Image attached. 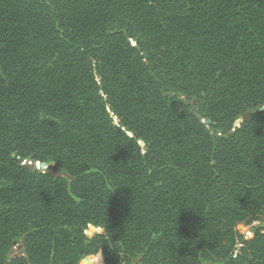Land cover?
<instances>
[{
	"label": "trees",
	"instance_id": "obj_1",
	"mask_svg": "<svg viewBox=\"0 0 264 264\" xmlns=\"http://www.w3.org/2000/svg\"><path fill=\"white\" fill-rule=\"evenodd\" d=\"M261 106L264 0H0V264H264Z\"/></svg>",
	"mask_w": 264,
	"mask_h": 264
},
{
	"label": "water",
	"instance_id": "obj_2",
	"mask_svg": "<svg viewBox=\"0 0 264 264\" xmlns=\"http://www.w3.org/2000/svg\"><path fill=\"white\" fill-rule=\"evenodd\" d=\"M180 101L185 102L184 98H180ZM264 109V106L258 107L257 109H251L249 111H246L245 113L242 114V116L238 119L235 120V123L233 125V130L237 129L238 127H240L241 124H243L251 115L257 113L258 111H262ZM202 123L208 127L209 125V120L205 119L202 120ZM23 164L28 166L31 169H39L40 167H44L45 163L41 162L38 163L36 161H28V160H24ZM47 170H51L55 173H58L59 175H64L65 172L62 168H57L55 166L52 165H48ZM251 237H248L247 239H249ZM85 260L88 262L90 261V258H85Z\"/></svg>",
	"mask_w": 264,
	"mask_h": 264
},
{
	"label": "rangeland",
	"instance_id": "obj_3",
	"mask_svg": "<svg viewBox=\"0 0 264 264\" xmlns=\"http://www.w3.org/2000/svg\"><path fill=\"white\" fill-rule=\"evenodd\" d=\"M132 43H133V42H132ZM180 98H184V99H185L184 96H180L179 99H180ZM237 119H238V118H237ZM234 123H235V121L233 122V125H234ZM139 144H140L141 146L143 145V143H141V142H139ZM36 162H38V161H36ZM38 163H41V162H38ZM44 163H45V162H44ZM48 165H52V166H54L52 163H45L44 167H40L39 169H40V170L46 169ZM99 231H100L99 228H96V227H94V226H92V225H89V226L87 227V229L84 231V233H85L88 237H90L93 233H95V232H99ZM242 231L246 232V231H245V228L242 229ZM247 236H248V237H251L252 234L249 232V233L247 234ZM240 246H241V245L239 244V245L235 248V250H234V255H236V253L238 252ZM22 251H23V248H22L21 244H20V243H15V245L13 246V249H12V251H11V254H17V253H18V254H21ZM94 257H97V256H94ZM100 257H101V255H100ZM92 258H93V257H91V258H90V261H88V262L84 259V260H82L79 264H96L94 261H92ZM101 259H102V257H101ZM103 263H104V262H103ZM104 264H105V263H104Z\"/></svg>",
	"mask_w": 264,
	"mask_h": 264
},
{
	"label": "clouds",
	"instance_id": "obj_4",
	"mask_svg": "<svg viewBox=\"0 0 264 264\" xmlns=\"http://www.w3.org/2000/svg\"><path fill=\"white\" fill-rule=\"evenodd\" d=\"M96 256H97V258H99L100 254H99V253H97V254H96Z\"/></svg>",
	"mask_w": 264,
	"mask_h": 264
}]
</instances>
